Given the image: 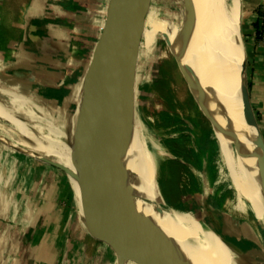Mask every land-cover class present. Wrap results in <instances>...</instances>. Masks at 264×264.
<instances>
[{
    "label": "crops",
    "instance_id": "obj_1",
    "mask_svg": "<svg viewBox=\"0 0 264 264\" xmlns=\"http://www.w3.org/2000/svg\"><path fill=\"white\" fill-rule=\"evenodd\" d=\"M107 3L25 0L12 22L0 13V137L62 163L66 120L77 109L78 86L102 30ZM4 5L0 0V9ZM262 15L264 0L240 1L249 101L264 139V31L258 21ZM63 176L57 168L0 142V264L6 263L11 248L29 252L16 264H73V242L44 239L56 229L63 233L56 194L58 183L68 184ZM79 232L95 245L92 264H100L107 254L108 264H125L113 247L81 227ZM36 235L37 241H32Z\"/></svg>",
    "mask_w": 264,
    "mask_h": 264
},
{
    "label": "water",
    "instance_id": "obj_2",
    "mask_svg": "<svg viewBox=\"0 0 264 264\" xmlns=\"http://www.w3.org/2000/svg\"><path fill=\"white\" fill-rule=\"evenodd\" d=\"M183 2L185 17L182 27L169 20H163V25L174 32L175 58L184 76L192 86L195 82L205 96L217 98L225 93L209 83V79L197 74L193 65L181 57L198 25L194 0ZM150 3L151 0H108L102 30L78 86L77 133L69 152L63 149L62 163H55L7 138L0 137V142L19 154L60 170L69 185L80 227L93 239L113 247L122 259L132 258L139 264H211L207 259L176 250L111 217L109 197L114 162L131 118L138 50ZM228 95L231 99L239 98L240 106L226 118L225 131L264 209V139L249 101L245 58L237 69L234 92ZM205 117L212 128L211 118ZM212 131L214 133L213 128ZM116 174L123 196L134 198L128 187L130 173L120 168ZM159 195L161 205L158 209L163 213H175L163 209V199ZM139 200L147 203L145 199ZM214 227L219 229L218 223L214 222ZM214 237L229 253L227 264H264V258L245 255L232 242Z\"/></svg>",
    "mask_w": 264,
    "mask_h": 264
},
{
    "label": "bare ground",
    "instance_id": "obj_3",
    "mask_svg": "<svg viewBox=\"0 0 264 264\" xmlns=\"http://www.w3.org/2000/svg\"><path fill=\"white\" fill-rule=\"evenodd\" d=\"M238 4L239 0H194L198 24L197 30L183 49L181 57L193 65V69L197 74L209 79L210 82L209 80L207 82L225 93L211 99L202 93L195 82H192L199 107L206 116L211 118L214 136L220 146L222 164L216 165L213 172V195L210 204L218 212L244 221L251 226L258 236L262 250L251 249L244 251V254L263 259L264 209L237 156L233 154L225 131L226 118L236 112L240 106L239 98L231 99L228 95L234 92L237 69L243 59V47L238 35ZM148 18L147 16L145 18L144 30L140 40L141 43L139 44L145 54L148 53V49L154 44L156 32L163 30L159 27L163 23L162 21L155 23L151 20L150 23ZM186 23L187 18L184 25ZM164 29L171 36L174 33L165 26ZM138 51L140 52L141 50ZM148 80V74L136 66L134 84L136 82L145 83ZM12 123L17 128H22L17 122L12 121ZM78 125L79 115L76 113L69 115L65 124V145L63 144L62 146L66 152H69V148L77 133ZM155 150L154 144L138 130L134 129L133 117L130 118L126 126L123 144L114 162L115 173L109 197L111 217L125 226L143 231L155 240L163 242L183 253L207 259L211 264H227L229 253L211 233L202 231L199 220H194L190 213L169 214L163 213L158 209L159 205H161V198L155 180L160 169L156 165ZM63 161L64 154L62 155ZM120 168L130 173L128 187L131 188L134 198L125 197L121 192L120 181L116 174V170ZM225 190L231 192V198L224 196ZM141 198H144L147 203L139 200Z\"/></svg>",
    "mask_w": 264,
    "mask_h": 264
},
{
    "label": "rangeland",
    "instance_id": "obj_4",
    "mask_svg": "<svg viewBox=\"0 0 264 264\" xmlns=\"http://www.w3.org/2000/svg\"><path fill=\"white\" fill-rule=\"evenodd\" d=\"M24 2L25 0H5L3 9H0L1 17L12 22ZM146 16L150 23L151 20L155 23L169 20L182 27L185 4L183 0H151ZM159 27L163 30L156 32L154 44L148 49V53L145 54L139 45L141 51H138L136 66L148 74L149 80L134 84L132 117L134 129L156 147L155 159L160 171L157 172L155 183L163 197V203L178 210L180 214L191 212L193 219L201 222L203 232L228 240L243 251L262 250L258 236L251 226L218 212L210 204L213 172L216 165L222 164L219 142L214 133L203 132L201 129L206 120L205 113L199 107L191 82L184 76L176 61L174 33L171 36L164 29L163 23ZM238 32L244 59V43L239 29ZM17 34L16 32L14 37ZM65 135L66 128L64 137ZM59 178L63 179L62 176ZM56 189L58 222L63 226V233L56 229L55 235L52 232L42 238L73 242V264H89L92 262L89 258H92L95 245L79 232L80 225L70 188L68 184L58 183ZM224 196L232 197L229 190H225ZM214 222L218 223L219 229L214 227ZM38 236L32 241H37ZM24 253L23 250L11 248L5 264H13L14 261L16 264ZM25 255L28 256L29 252ZM108 256L110 257L107 254ZM107 257H103L100 264H108ZM124 258L125 264H139L132 258Z\"/></svg>",
    "mask_w": 264,
    "mask_h": 264
},
{
    "label": "trees",
    "instance_id": "obj_5",
    "mask_svg": "<svg viewBox=\"0 0 264 264\" xmlns=\"http://www.w3.org/2000/svg\"><path fill=\"white\" fill-rule=\"evenodd\" d=\"M254 26H255L256 28H258V23L256 22V23L254 24ZM201 129H202L203 132H209V133L212 132V133H213L212 128H211V125H210V123H209V121H208L207 119L205 120L204 125L201 126ZM25 238L27 239L28 236L26 235Z\"/></svg>",
    "mask_w": 264,
    "mask_h": 264
},
{
    "label": "flooded vegetation",
    "instance_id": "obj_6",
    "mask_svg": "<svg viewBox=\"0 0 264 264\" xmlns=\"http://www.w3.org/2000/svg\"><path fill=\"white\" fill-rule=\"evenodd\" d=\"M162 199H163V197H162ZM163 209H165V210H169V211H173V212H175V213H180L178 210H176V209H174L173 207H171V206H168V205H163ZM188 213H191V212H188Z\"/></svg>",
    "mask_w": 264,
    "mask_h": 264
},
{
    "label": "built area",
    "instance_id": "obj_7",
    "mask_svg": "<svg viewBox=\"0 0 264 264\" xmlns=\"http://www.w3.org/2000/svg\"><path fill=\"white\" fill-rule=\"evenodd\" d=\"M258 21H259V24H260L262 30L264 31V15L260 16L258 18Z\"/></svg>",
    "mask_w": 264,
    "mask_h": 264
}]
</instances>
